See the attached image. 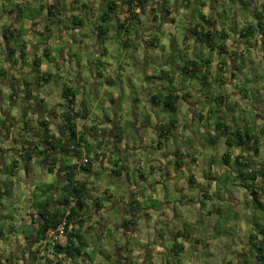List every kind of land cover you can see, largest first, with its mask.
Here are the masks:
<instances>
[{
	"label": "rangeland",
	"instance_id": "374dc122",
	"mask_svg": "<svg viewBox=\"0 0 264 264\" xmlns=\"http://www.w3.org/2000/svg\"><path fill=\"white\" fill-rule=\"evenodd\" d=\"M0 1V5L4 8L7 6L8 8L13 9L16 8L15 6L18 3L23 1L29 2L30 6L23 9V12L20 14L21 21H24L23 19L27 18V20L32 22L33 26L34 21L32 18H36L37 21H35V23H37V25L40 24L41 28L46 24V19L45 21L41 20L42 17L45 16V12H43V16H41L36 4L31 3L30 0ZM43 1L46 2V0ZM246 1L251 3L250 9L247 11H242L240 9L241 7L238 5V0H218V7L212 8L215 9L214 15L216 19L209 22L210 25H212L213 22H216V29L218 30V33L224 31L229 35V37L224 40V43L230 52L234 50L238 54H242L241 60H243L244 69L242 72L236 73L237 76L235 80L230 77L229 59H227V66L223 76L227 80H230V84L227 83L223 85L222 88L216 84H213L211 91H209V87H205L207 88L205 89L203 85H200L198 79L188 80V82H185L183 78L180 77L172 83L167 82L166 79L159 80L160 83L166 86L168 90L178 89L179 95L184 92H188L190 94V98L186 100V102H189L190 104L188 108L184 102H181V107L184 108V111L181 114L157 111V117L160 119V122L163 123L164 121L176 120L177 123H179V132L169 136L168 140H162L157 136H152L151 131L148 128L140 129V123L138 127L135 129L132 127L131 129L130 127L132 126V122L134 124L136 123V119L133 116L134 112L132 107L139 109L138 111L140 112L142 122H148L149 119L146 115L147 108L144 107L145 104L141 99L143 89H145L147 86V82L144 80L146 73L145 70H153L155 72V76L159 78L161 76V70L158 63H166L167 69L170 70L172 66L171 63L173 62H170L169 60H171L175 54L181 56V61L193 59V57H190V53L182 50V39H184V36L187 34L186 30L190 28V25L193 27H202L204 30L206 28L204 27L205 20L200 19V15L203 14L205 17H207L208 14L202 7H197L195 5L197 0H193V5H191L188 10H184L179 7L181 5V0H169V8L172 12L170 18L159 11L161 10L162 3H164L165 0H156L155 2H152L153 4L151 5L156 8V28L153 29L152 26L150 27V24L145 22L146 26H144V30L141 28V32L143 34L148 32L145 36H156L159 40L158 49L152 50L153 54L159 57L151 58V60L155 62L154 65L150 63L146 66V68L141 66L144 64L146 57L144 54V49L140 50L144 45L142 46L140 42H134L135 40L130 44L133 47L129 49L123 48L119 40H106L104 45L101 47V49L105 48L106 50V54L102 57H100V53L92 52V46L89 47L88 45L86 48L79 49L75 43L70 45L69 43L71 40H67L63 43L64 46L55 44L54 52L58 56L60 52H66V68L77 67V65L80 64L82 65V54L85 57V64L80 66L78 69L71 68L76 71L73 75V80H70L71 76L68 72L64 73L62 70L61 74L58 75V79H56L55 82L50 83L48 87H45L44 89L42 87L39 93L46 99L47 107L49 108V106L56 105L55 107L53 106V109L54 111H57V105L62 103L61 91L64 83L76 87L75 78L77 77V73L81 70H86L87 74L91 75V80L90 82H87L88 87H85L91 88L92 90L89 92V99L86 102L91 106V108L94 106L95 102L97 105H99L97 109L102 110V107L98 102L99 99L95 97L93 92L95 91L93 80L97 79L98 77L104 78L107 73L106 69H108V67H118V69H120L119 71L114 72L115 77L117 75L119 81L117 87L111 88V92L114 91L119 95L120 105L114 108V111L119 117L118 120H120L123 125H127L126 127L129 128L127 133H130L129 138H131V142L129 148L125 147L128 144L127 140L125 139L123 141V147L120 150L121 154H116V157L112 156V158H119V156L129 157L127 164L131 165V162L134 163L133 166L127 167V170L130 173L129 183L135 184L136 187L142 188L147 192H138L140 191L139 189L136 191L138 194H142L144 196L146 195V201L143 199L141 202H138L139 206H141V210H149V213H147L148 217H142L143 220H141L140 217L136 220V224L141 220L140 223L143 224L144 228V224L147 221L149 222L148 226H150V229L153 231H163L164 233L170 232L173 230V228L175 230L184 228L190 231L191 234L188 240L183 241L182 238H178V242L186 246L184 255L181 257V259H189V255L192 258V260H189V262L184 261L183 264H237L238 258H240V252L244 250L243 248H245V250H248L249 248L248 242L250 231H252L255 220L259 217V213L254 211L252 209V205L249 203L250 200L247 191L240 186L238 187L235 185V182H233L231 178L233 172L228 169L229 172L224 171L221 173V170L224 166L221 157L226 152L224 147V139L220 138L213 145H208L206 142L207 133L212 132V125L215 120L212 116H207V110H214L215 108L212 109L211 107L215 106L211 103L203 107L196 102V99L201 94L199 93L200 91H203L205 95L209 96H213L214 92L224 95L225 102L221 106V111L223 112V116L227 117V121H234L232 123H237L243 126L245 123H247V129L251 126L249 131L252 129V133L256 132L258 133L256 136L260 135L259 137H261L260 131L264 130V38L261 39V36H256L257 38L254 37L253 40L251 39L250 44H246L245 40V44H242L240 37L238 38L237 35L239 29H241L247 22L253 20V14L262 11L264 0ZM198 2L208 5L210 4V0H198ZM166 5L168 6V4ZM121 9L122 8H119L120 12ZM67 11L70 13L69 7L67 8ZM0 13H2V9H0ZM85 13H87V15L89 14L88 12ZM146 17L152 19V13H146L143 18ZM86 20V16H84L85 22H83V24L85 25L82 26V30H79L76 34H74L75 37L77 36L76 38H78L77 41L88 36V38L93 39L90 24L95 21V18H91L89 16V23ZM69 27L70 25L68 24L67 28ZM36 29H39V27H35L33 32L32 28L29 27L28 31L33 34H37ZM139 29L140 28L136 26V30ZM71 32L72 29L68 31V35L71 34ZM83 32L85 36L84 34L82 35ZM121 32L123 33V31ZM25 33L26 32L24 30H20V34L23 36H28L27 33ZM55 33L58 35L57 31ZM35 40L37 41L36 38ZM174 41L179 47V49L176 48L177 53H174V47L172 46ZM190 41L191 45L194 46L191 48V52H200L203 56L210 57L212 59L213 63L211 64L210 68H208V71L211 73L209 82L212 83V77H214L213 75L216 73V67L219 66L217 63L218 55L215 51L211 52L202 48L201 46L198 47L197 38L195 35L193 38H190ZM137 50H140L141 54L139 57H134V53ZM228 56L230 55L226 54V57ZM136 57L140 58V62L142 63L141 65L135 64ZM195 58L196 60L201 59L198 57ZM175 67L177 66L175 65ZM243 90H246L249 93L247 99H244L242 95L238 94L239 91L243 92ZM153 91L160 92L157 88H154ZM6 100L8 99L5 97L4 101ZM146 103L147 106L150 104L148 101H146ZM0 108H3L2 114L8 116L9 120L15 125L12 130H9L8 133H6L4 130L1 134L0 146L3 148V150H5V153H3L2 156L0 151V156L3 157V161L8 160L9 162L12 158L19 160V153H21L20 144L22 141H24L25 137L31 138V136L29 132L22 133L20 130V127L23 123L20 112L17 110L20 109V106L19 108L18 106H15L14 108L12 106L5 107L4 104L0 102ZM194 108L197 113L193 118L191 117V113L194 114ZM255 111L258 112L257 115H259H256V118H258L256 121V126L254 124ZM105 112L110 114V117H113L112 111L110 112V110H105ZM43 114H47L49 117H52V113L50 111L45 110L43 112L42 110L38 109L37 113L33 114V120L41 117ZM199 114H201V120L199 119ZM188 116L190 118H188ZM231 116H233L234 119ZM0 118L3 119L1 115ZM92 118L95 117L93 116ZM57 124V120H51V128L54 133H57ZM84 125L86 124L79 123L78 129L82 131ZM86 128H89V126L87 125ZM198 132L200 133L198 138L199 142L197 143L196 135ZM91 134H93V132ZM152 137H154L156 142H162L161 149L164 152H166L167 149L173 151L175 149L182 150L187 148L190 154L195 153L196 165L189 164L190 168H188V170L186 169L185 173H176V176L179 177V179H183L182 184H180V181L177 179V177L167 180L165 169L169 166L171 169H173V159L169 158L171 153H169V155L166 156V160L163 161L161 156L162 152L158 148H155V150L151 151V148L149 147L152 145ZM100 139L101 137L99 135L90 136L86 144L83 145L84 154H88L89 157L92 158L95 153L92 152V148L95 147L96 142H100ZM258 141L259 149L261 145V151L260 156L258 155L256 159L257 164H264V137H262V141H260L258 138ZM140 145H143V148L141 150H137L136 147ZM192 146L194 147V150H191ZM105 147H108V149L110 148L108 144L104 143L100 150L106 154V158H110L111 154L109 153L108 149H105ZM228 151L231 153V155L237 152L235 150ZM146 158L153 161L152 164L155 167L154 171L150 170L149 166H147L149 161L146 162ZM100 160L101 157L99 158V161ZM0 162H2L1 158ZM81 162H83V160ZM98 163L99 162L95 161L92 162L91 173L89 175L85 176L83 174H78L77 177L79 180H84L91 184L89 190L91 194L90 197H94V195L97 196L99 195V191L107 189L100 195L108 197L109 194L112 193V197L116 201L121 199H126L129 201L131 198L129 184L123 182V179L118 180L115 177L107 175L102 166H99ZM21 165L24 166L25 169H23ZM137 165L140 167V169L137 168ZM20 168L21 170L16 175V177L11 178L14 184L11 196L3 198L2 200L0 199V203H3L4 206H7L5 209L8 218H5L6 222L3 221L5 229L8 225L7 222H12L14 224L13 226L16 228L15 230H17L14 234L9 231L6 232L5 239H2L3 246L0 244L2 247L0 250V253L2 254V257L0 258V264H13L14 262L17 264H47L44 257H48L53 262L56 260L58 261V259H55L52 255L43 256L44 252L42 250L39 251L36 248L37 245L32 241V236L34 233L33 230L35 228L32 220L35 216L34 207H36L33 205V203H36V195L38 193L35 188L38 187L39 189L43 190L45 189V185L43 184L48 185L54 183L55 185L50 188L49 191L50 193L54 194V198H57L59 190H57L56 187L58 185L60 186V174L47 173V171L44 169L45 167L43 163L37 160L31 161L28 164L20 163ZM210 168H212L215 172V175H217L216 178L211 179H214L215 184L214 182L208 180L210 178L206 175L208 171H210ZM192 174L196 182H202L204 185H201V187L197 185L195 188L191 189L188 188L186 184L188 179L186 176H191ZM202 177H205V179ZM212 185L213 194L210 193L211 187L207 188L208 186ZM154 189H156L155 192H153ZM200 189L205 190L208 198L204 199L199 197ZM105 192L106 195H104ZM108 202L109 200H103L104 206L107 208V210H109L106 212L105 217L108 215L111 217L109 220L110 224L112 223L111 221L118 222L119 213L116 212L112 206H110L111 204L108 205ZM9 216L10 218H13L11 221ZM256 221L262 223L259 220ZM91 225L93 226V224ZM103 228L104 229L101 233H96V225L94 230L88 234L91 235V238L93 237L94 240H89V237L87 236V242L89 241L87 248H85L87 255L83 256L86 261L90 260L91 262L94 261L100 264H104V262L107 263V260L104 259L103 255H99V250H101L103 253H108L109 256L114 254L112 257L114 259L116 257L120 259L122 261L121 264H147L148 259L143 261V258L146 256L143 250L141 251L142 248L146 249L147 247L152 248L151 250L153 251L149 252L147 258L150 259V256L152 255V260H154V262L163 264V259L167 258L164 257L166 251L160 249V247L158 248V246H156V248L155 245L153 246L151 243L153 239H156V236L153 234L145 235L140 231L136 234L138 237L134 238V234L122 235L114 227L109 229L103 226ZM252 234H254V230L252 231ZM196 237L198 239L201 237V240L212 239L216 245L210 242L211 246L209 248H200L199 251L196 250V256H193L191 255L192 249L190 243L192 244L191 238ZM142 239H144V242L147 240L146 243H144ZM140 242L144 243L145 246L141 245ZM65 243L66 239L63 237L60 244L64 245ZM113 243H115V245L122 244L121 247H115L116 253L114 252V248L111 247ZM172 244L173 243L166 241L164 245L171 249ZM123 245L124 249H126V251L128 250V253L123 251ZM194 246L195 245H193V248H195ZM117 248H119V251H117ZM36 250L39 251L38 254H34ZM121 253H125L128 255V257H125L122 260L121 257L124 254L121 255Z\"/></svg>",
	"mask_w": 264,
	"mask_h": 264
},
{
	"label": "trees",
	"instance_id": "16d2710c",
	"mask_svg": "<svg viewBox=\"0 0 264 264\" xmlns=\"http://www.w3.org/2000/svg\"><path fill=\"white\" fill-rule=\"evenodd\" d=\"M65 1L66 0H50L49 2H45L43 0H30L31 3L38 2L37 8L40 13L45 12V16L42 18L44 21L46 19L44 29L47 33H49L48 27L50 25L55 26L56 29H60L63 26L67 12L64 5ZM149 1L150 0H105L102 11H99L95 21L90 24L92 26L91 33L95 34L97 46L102 47L104 45V42L109 39L108 32L114 28L116 35H113L112 38L119 40L123 48H130L131 43H129L127 36L131 33V30H135V27L141 24L140 17L146 13V5ZM238 1L243 8L246 9V2H243V0ZM167 2L168 1L165 0V2L162 3L161 10L159 11L169 17L170 10L166 5ZM71 3L72 5L79 4L78 0H72ZM28 6H30L29 2L18 4L14 9L16 17L9 25L3 27L0 31L4 39L8 59L13 63H15L12 60L15 55V49L11 47V45L16 37L15 31L12 29V24L19 22L21 19L20 14L23 12V9ZM121 7H126V12L128 14L123 20L119 19L116 14ZM75 8H77V6ZM78 8L83 9L82 11L84 12L68 16V23L72 30L84 25V16L87 15L85 12H92L91 9L89 10L84 4L79 5ZM12 12L13 10L11 13ZM151 13L153 19H156L154 9H151ZM252 16L253 20L245 24L238 31V38L245 39L247 42L259 34L264 38V5H262V11ZM200 17L204 19L203 16ZM197 29L198 26H195L193 30L190 28V33L196 36L199 46L211 52L215 51L220 58L217 62L219 66L216 69V74L213 77L212 83L222 86L224 84L222 73L227 66V59H229V57H226V54L229 53L232 56V69L236 71H242L244 69L243 60L237 57L239 55L237 52L234 50L230 52L228 50V47L224 43V40L229 37L227 33L224 31L218 33V31L204 30L201 27L200 31ZM121 31H123V35ZM154 42L155 40L153 39L152 42L148 44L154 47ZM19 54L22 59L23 52L20 51ZM44 54H47L46 50ZM195 57H193V59L183 60V65L180 68L181 78H183L185 82L198 79L200 85H203L204 88L208 87L210 74L206 68L212 60L210 57H202L203 59L198 57L201 59L196 60ZM32 65L35 76L30 84L24 81V84L20 85L21 83L15 81L13 76L9 82L8 100L11 106L20 102V116L23 119L20 130L22 133L29 132L31 138L25 137L24 141L21 142L19 160L16 158L12 159V161L6 165L4 172L7 177L13 178L21 170L20 163L28 164L31 161L37 160L43 163L47 173L60 174V186L58 185L56 187L57 190H59L57 198H54V194L49 191L50 188L55 185L54 183L48 185L43 184L45 185V189L43 190L38 187L35 188L38 193L36 195V203H33V205L36 206L34 207L36 216L32 220V223L35 225L32 241L37 245L36 248L39 251L42 250L44 252L43 256L52 255L58 259V264H68L79 259L81 256L87 255L85 248H87L88 245L80 230L86 225V222L91 219L90 215L86 216V212L89 209L88 201L91 200L90 206L92 210L98 212V209L103 206L101 201L110 198L105 196L102 198L100 197V199L91 198L89 192L91 184L77 178L78 174L87 176L91 173L93 161L99 162L100 164L104 163L102 159L105 158V154L103 152L96 153L94 148L100 150L105 140L102 139V141L100 140V142L95 143V147L92 148V152H95L92 158L89 157L88 154H84L83 145L86 144L90 136H96L98 134L96 124L98 125L101 121L96 120V118H90V110L88 108H82L81 110L75 109L76 94L73 88L68 84H64L62 88L61 98L63 102L58 104V110H50L52 117L43 114L41 117L33 120V114L37 113L38 109L44 110L43 99H39L33 94L35 91L34 86H36L37 89H41L43 85L49 83L51 78L39 70L37 59L33 60ZM202 68H204V70ZM162 75L163 77H159V79L166 78L171 82L172 77L170 76V72H162ZM235 76L234 73H231V77L235 78ZM2 78H4V76H2ZM107 84L110 85V82L107 81ZM238 94L242 95L244 99H247L249 93L243 90V92L239 91ZM189 97L190 94L187 92L178 95L175 91H169L166 94H150L147 97V101L153 107L159 108L162 112L177 114L180 109L181 101H185L186 98ZM222 100L223 97L221 94L217 96L203 94L200 101L202 105L212 103L216 107H219L223 105ZM222 113V111H219V108L209 110L210 116L215 120L212 125V132L207 133L206 142L208 145H213L220 138L224 139L226 152L221 157L222 163L227 167L226 171L229 169L233 172L231 178L233 182H235V185L247 191L252 209L258 212L259 217L262 219V223L256 221L259 219L257 218L253 224L254 234L251 233L249 236L248 244H250V246L248 250L240 254V264H264V203L261 200L262 197H264V170L258 168L259 166L261 168L264 166L263 164H256L254 159L259 154V141L255 133H252V129L249 131L251 126L247 129V123L243 126L232 123L234 121H227V117L223 116ZM231 117L234 119L233 116ZM199 119L201 120V116ZM51 120L58 121L57 133L52 131ZM88 120L92 121V125L89 128L83 126L82 131H80L78 129L79 121L84 122ZM0 121L1 125L3 120L0 119ZM8 123L9 124L3 126L6 133L9 132L10 128L14 127V124L10 122V120ZM177 127L175 120L160 123L156 132L157 137L168 140L169 136L177 133ZM115 129L114 139L117 144L122 141V134L124 131L118 125H115ZM92 132L93 134H91ZM116 150L119 152L118 149ZM228 150H235L237 152L231 155ZM1 152L5 153V150L1 149ZM100 157L101 160L99 161ZM174 157L176 158L174 164L175 171L181 170V168L184 167V163L182 162L183 159L189 158L192 162L196 160L194 157L189 156V154H182L178 149H175ZM82 160L83 162H81ZM116 163V169L112 170V175L114 177H120L122 166ZM7 177L6 180H0L1 200L3 197H9L13 188L12 180ZM189 182L191 185H195V180L193 178H191ZM104 195H106V192ZM204 197L206 198V196ZM139 210V203L135 200L129 201L127 207L124 208L123 212L125 217L121 222V227L125 232H129L135 227L136 220L140 217ZM61 224L64 226L63 233L66 238V243L64 245L49 243L47 240L48 231L51 230L56 232ZM9 227L12 234L17 231L12 224H10ZM88 230H94V227H89ZM88 230L86 229L85 231L88 232ZM101 232L102 229L97 227L96 233ZM189 234L190 231L182 228L173 238H182L183 241H185L188 240ZM2 236L3 232L0 229V238ZM38 250H36L34 254H38ZM170 250L172 256L176 259V264H180L178 258L184 250V244L174 242ZM125 257L128 256H122V260ZM44 259L47 264L52 263L48 257H44ZM115 261L116 264L122 263L121 260ZM13 264L17 263L14 262Z\"/></svg>",
	"mask_w": 264,
	"mask_h": 264
},
{
	"label": "crops",
	"instance_id": "0c3cea01",
	"mask_svg": "<svg viewBox=\"0 0 264 264\" xmlns=\"http://www.w3.org/2000/svg\"><path fill=\"white\" fill-rule=\"evenodd\" d=\"M49 1L50 0H46V2H49ZM71 1L72 0H66L65 3H64L65 10L67 11V8L69 7L70 13H68V11L66 12V16H65L64 22H63V26L60 29H55V26H51L50 25L48 27L49 33H47L45 31V29H44V26L41 28L40 27V24H38L39 25L38 26L37 23H35V21H37L36 18H32V20L34 21L33 26H32V22H30L29 20H27V18L26 19H23L24 21H21V19H20L18 23L12 24V29H14V31H15V37H16V39L13 41V43L11 45V47H13L15 49V55L12 58V60L15 63L9 61V59H8V53H7V50L5 49L4 39H3L2 35L0 34V64H1V66H0V102L2 104H4L5 107L11 106L9 100L4 101L5 97L8 99V94H9V87L8 86H9V82L11 80V77L13 76V78H14L15 81H18L19 83H21L20 85L24 84V81L30 84L34 80V76H35L34 71H33V65H32L33 60H35V59L38 60L39 70L41 72L47 74V76H50V78H51L50 81H49V83L43 85V89L45 87H48L50 85V83L55 82V80L58 79V75L61 74L62 70L64 71V73H67L68 72L69 75L71 76L70 80H73V78H74L73 75L75 74L76 71L74 69H71V68L78 69L80 66H83L85 64V61H84L85 60V57L82 54V59H81L82 65L80 64V65H77V67L66 68V66H65V63H66V52L65 51H62V52H60V54L58 56L54 52L55 44H60V45H63L64 46V44H63L64 42H66L67 40H71V42L69 44L71 45L72 43H75L79 49L86 48L89 45V47H91V46L93 47V51L92 52L100 53V57H102V56H104L106 54L105 48L101 49V47H98L97 46L96 37H95V34H93V33H91L93 35V39L92 38L91 39L88 38L89 37L88 36L86 38H81L79 41H77L78 38H76L77 36L75 37L74 34H76L79 30H82V25L80 27H78L77 29L72 30L71 34H69V35H68V31H70L71 28L70 29L67 28V25L69 24L68 23V16H70V15H76V14H80L81 12H84V11H82L83 9L78 8L79 5L84 4L85 6H87V8L89 10L91 9L92 12H88L89 14L86 15V19H87L86 21H88V23H89V20H88L89 16L91 18H95L96 19V17L98 16L99 11H102V9H103V6L105 4V0H78V3H79L78 5H72ZM155 1L156 0H150L149 3H147V5H146V9H147L146 13L151 12V9H154V11H156V8H154L151 5V4H153L152 2H155ZM167 1H168L167 2V4H168L167 7L169 8L170 2H169V0H167ZM217 1L218 0H210V4L208 5V4H204V3H199L198 0H197V3L195 4L197 7H202L206 11V13L208 14L207 17H205L203 14L200 15V16H203V18H204L203 20H205V26H204V27H206L205 30L213 31V28H214V31H218L216 29L217 28L216 27V22H213L212 25H210V23H209L212 20L216 19L215 18V15H214L215 9H212V8L213 7H218L219 2H217ZM243 2H246V4H247L246 5V9L243 8V6L241 5V3L238 1V5L241 7L240 9L242 11H247L248 9H250L251 3L248 2V1H246V0H243ZM22 3H27V2L23 1V2L18 3V4H22ZM0 4H1V1H0ZM35 4L38 7V2H35ZM191 5H193V0H181V5L179 7H181L184 10L185 9L188 10V8ZM76 6H77V8H75ZM173 7H174V5H173ZM121 8H122L121 9V12L118 9V11L116 12V14H117V16H118L119 19H122L123 20L125 17L128 16V14L126 12V7H121ZM0 9H2V13H0V31H1L3 27H5V26H7V25H9L11 23L10 21H12L16 17V14H15V10H14L15 8L14 9L13 8H8L7 6H6V8H4L3 6L0 5ZM12 10H13V12L11 13ZM169 10H170V15H169V18H170L172 12H171V9L170 8H169ZM75 11H77V12H75ZM40 14H41V16H43L42 15L43 13H40ZM144 15H141V17H140L141 24L138 25V27L140 29L139 30H136V27H135V30H131V33L127 37L129 39V43H132V41L135 40L134 42H140L142 44V46L144 45L140 49V50L144 49V54L146 55L144 64H142L140 62V58H137L141 54L140 50H137L134 53V57L137 56L135 58V64L136 65H141L142 64L141 66H143V68H146V66L148 64H150V63H152L153 65L155 64V62L153 60H151V58H155V57H158V56H155L153 54L152 50H155V49L157 50L158 49V47H159V40L157 39L156 36H152V35H150L148 37L145 36L148 32H146L145 34H143L141 32V28L143 29L144 26H146V23L150 24V27L152 26L153 29L156 28V19L152 20L153 17H152V19H149L148 17L143 18ZM43 18L41 19L42 21L44 20ZM115 22H114V24H115ZM151 24H153V25H151ZM29 27L32 28V31L33 32H34V28L35 27H37V28L39 27V29H36V33L37 34H33L30 31H28V28ZM189 27L192 30L194 28L192 25H190ZM190 28L186 30V33L187 34L184 36V39H182V44H183L182 50L183 51H186L187 53H190V57L198 56V57H201V58L202 57L205 58L206 56H203L200 52H197V53L191 52L192 51L191 48H193L194 46L191 45V41L192 40L190 41V38H193L194 35L192 33H190ZM91 29H92V26H91ZM20 30L21 31L24 30L27 33L28 36H23L22 34H20ZM197 30L200 31V27H198ZM56 31L58 32V35L55 33ZM83 34H84V32L82 33V35ZM113 35H116V32L114 31V28H112L108 32V37H109L108 40H113V38H112ZM122 35H123V33H122ZM84 36H85V34H84ZM257 36L260 37L261 34H259ZM35 38L37 39V41L35 40ZM153 39L155 40V42H154L155 44L153 43L154 44V47H152L151 45L148 44L149 42H152ZM261 39H263V38L261 37ZM244 40L245 39H241L242 44H245V42H246V44H250V41L251 40L249 42H247L246 40L244 42ZM252 40H253V38H252ZM197 44H198V42H197ZM172 46L174 47V53H177L176 48L179 49V47L177 46V43L175 41L173 42V45ZM132 47L133 46L131 45L130 48H132ZM198 47H199V44H198ZM45 50L47 51V54L46 55L44 54V51ZM20 51L23 52V58L22 59L20 58V54H19ZM152 55H154V56H152ZM230 56H228L229 57V61H230V63H229V65H230V77H231V73H234L237 76L236 73H239V72H242V71H236V70L232 69L233 61L231 60V57ZM237 57L239 59H242V54H239ZM219 59L220 58L218 57V60ZM175 60H176V62H175ZM169 61L170 62L171 61L173 62V63H171L172 64V66H171L172 69L170 68V70L167 69V64L166 63L161 62V63H158V64H159V68L161 70V76L160 77H163L162 72H170V76L172 77L171 82H170V80L168 81V79H166V78H164V79H166L167 82L172 83L173 81L177 80V78L179 79L181 77V75H180L181 74L180 73V68L183 65V61H181V56L178 55V54L177 55L175 54L171 58V60H169ZM174 63H175V65L177 67H175ZM212 63L213 62L211 61V63H209L207 65V68L206 69L210 68V66H211ZM168 67H169V65H168ZM202 69L204 70V68H202ZM216 69H217V67H216ZM225 69H226V67H225ZM225 69L223 70L222 76L225 73ZM119 70L120 69H118V67L117 68L108 67V69H106V72L107 73H106V75H105L104 78L103 77H98L97 79H94L93 80L94 86H95L94 87L95 91H93V92H94L95 97L99 99L98 102L100 103V106L102 107V110H98L97 109L98 106H99V105H97V103L94 102V106L91 108V106L86 102L89 99V92L92 91L91 88H87L88 87L87 82H90L91 75L87 74V71L86 70H81L80 72L77 73V77L75 78L76 87H74V86H72L70 84L69 85L73 88V91L76 94L75 95V109L76 110H81L82 108H88L90 110L89 117L91 118V117L94 116L96 118V120L101 121L98 125L96 124V127L98 129V132H97L98 134L97 135H99L101 137L100 140H102V139L105 140V141H103V144L106 143V144H108L110 146L109 149H108V147H105V149H108L109 153L111 154V157L110 158H106V154L103 151H101L99 149L97 150V148H94L96 153L103 152L105 154V158L102 159L104 163L103 164L98 163L99 166H102V168L104 169L105 173L107 175H110L111 177H114L112 175V172H113L112 170L113 169H116L115 163L117 162L116 164H119V166H122L121 167L122 172L120 174V177H115V178H117L118 180L119 179H123L122 180L123 182L129 184V186H130L129 190L131 192L130 193L131 198H130L129 201L135 200L137 202H141V200H143V199L145 201L147 200L146 199V195L144 196L142 194H138V192H141V191L142 192H146V191L144 189H142V188L136 187L135 184L129 183V175H130V173L127 170V167L133 166L134 163L131 162V165H128L127 164L128 163L127 160H128L129 157H127V156H122L124 158H122L121 156H119V158H112V156L116 157V154L117 155L118 154H121L120 153V150L123 147V141L125 139L127 140V143H128L127 146H125V147H128L129 148L130 142H131L130 141L131 138H129V134L130 133H127V131L129 130V128L126 127L127 125H123L120 122V120H118L119 117L117 116V114L114 111V108H116V107H118L120 105V102H119L120 99H119L118 93H115L114 91L111 92V90H112L111 88L117 87V85H118L119 78H118L117 75L115 77L114 72H117ZM145 71H146V73H145L144 80L147 82L146 83L147 86H146L145 89H143L141 99H142V101L145 104L144 107L147 108L146 115H147L149 121L148 122H146V121H143L142 122L141 121L140 112L138 111L139 109H137V108L135 109L134 107H132L133 108V112H134V115L133 116L136 119V121H135L136 123L134 124L132 122V126L130 128L132 129V127H133V129H135L136 127H138V125L140 123V126H139L140 129H142V128H148V129H150L152 136H157V133L156 132H157L158 125L160 123H162V122H160V119H158V117H157V113H158L157 111L161 112V110L159 108L153 107L151 104H149L147 106V103H146L147 97L150 94H157V93L166 94L169 91H175L178 94V91L179 90L178 89H176V90L175 89L168 90L166 88V86H164V85H162L160 83L159 80H162V79L157 78L155 76V72L153 70L146 69ZM209 74H210V78H211V73L209 72ZM2 76H4V78H2ZM213 76H215V75H213ZM236 76H235V78H233V77H231V78L233 80H235L236 79ZM223 78H224V76H223ZM212 79H213V77H212ZM233 80H232V82H233ZM107 81L110 82V85L107 84ZM209 81H210V79L208 80V82ZM227 83L230 84V80H227L226 78H224V84L223 85H225ZM64 84H67V83H64ZM213 84H216V83H210L209 82V86H208L209 87L208 89H210L209 91H211ZM216 85L219 86V87H221V88L223 86V85L220 86L218 84H216ZM85 86H87V87H85ZM34 88H35V91H34L33 94H35L36 97H38L39 99H43V105L45 104L44 105V110H42V111L44 112L45 110H47V111L52 110L56 105L55 106L53 105L54 107L53 106H49V108H48L47 105H46V99L41 94H39L41 89H37L36 86H34ZM154 88L159 89L160 92H154L153 91ZM205 89H207V88H205ZM184 93H182V94H184ZM199 93H201V94L196 99V102L199 105L203 106V107L207 106L208 104L202 105L201 104V101H200L202 95L204 94L203 91H200ZM217 95H219V94H217L216 92H214V95L213 96H217ZM221 96L223 97L222 102L224 104V102H225L224 95H221ZM187 99L188 98H186V100ZM186 100L185 101H181V102H184L185 105H186V107L188 108L190 104H189V102H186ZM15 106H18V108H19L20 102H18L17 104H15L12 107L14 108ZM211 108L212 109L219 108V111H221V106H219V107H216L215 106V107H211ZM2 110H3V108H0V115L3 118L2 119L3 120V123H2L1 128H0L1 129V132H0V140H1V134L4 131L3 126L5 124L6 125L9 124V123H7V122H9V118H8V116H5V115L2 114ZM17 110L19 112H21L20 109H17ZM105 110H108V111L110 110V112L112 111L113 117H110L109 116L110 114H107L105 112ZM193 110H194V114L191 113V117L194 118L197 112H196L195 108ZM183 111H184V108L181 107V103H180V109H179V112L178 113L181 114ZM257 113L258 112L255 111V115H254L255 116V118H254L255 119V123H254L255 126H256V121L258 120V118H256ZM200 116H201V114H199V118H200ZM207 116H210L209 109L207 110ZM257 116H259V115H257ZM188 118H190V117L188 116ZM10 122H12V121H10ZM166 122L167 121H164L163 123H166ZM79 123H82V124L85 123L86 125H84V126H86V127H87V125L89 127L92 125V121H90V120L84 121V122L79 121ZM79 123H78V126H79ZM176 123H177V121H176ZM115 125H118L124 131L123 134H122V141L120 143H117V144H116L115 139H114V133L116 132ZM178 125H179V123H177V126ZM10 130H12V128H10ZM178 132H179V128L177 127V133ZM199 133L200 132H198L197 135H196V137H197L196 142L197 143L199 142V140H198ZM257 134L258 133L255 132V135H257ZM260 134H261V137H259L260 135H258L256 137L259 138L260 141H262V137H264V130L263 131L261 130L260 131ZM159 139H161V138H159ZM162 140H164V139H162ZM161 143L162 142H156V140L154 139V137H152V145L149 148H151V151L155 150V148H158L162 152V155L161 156H162V160L163 161L166 160V156L169 155V153H171V156H169V158H172L173 159V169H171L170 166L167 167L166 169L164 168L166 170L165 175L167 176L166 177L167 180H169L171 178H176L177 177L176 176L177 175L176 173H180V172L185 173V170L186 169L188 170V168H190L189 167V164L190 165L191 164L194 165L196 163V160L194 162H192L191 159H189V158L183 159L182 162L184 163V167H182L181 170L175 171V169H174V164H175V161H176V158L174 157V151L175 150L170 151V150L167 149L166 152H164L161 149ZM136 148H137V150H141L143 148V145H140V146H138ZM191 148H192L191 150H194V147L193 146ZM1 149H3V148L0 146V151H1ZM116 149H118L119 152H117ZM260 149H261V145H260ZM260 149H259V154H258L259 156H260V151H261ZM178 150L182 154H185V155H188L189 154V156H192V157L195 158V153L194 154H190V152L187 150V148H184L182 150L178 149ZM184 151H186V152H184ZM2 156H3V153H2ZM0 158L2 159V162H0V176L2 178L0 177L1 178L0 180H3V179H5V177H7L6 174H5V172H4L5 171V167H6V165H8L9 162L12 161L13 158L9 162H8V160L3 161V157H1V156H0ZM256 159H257V157L255 158V162L257 164V160ZM148 161H149V163H147L148 164L147 166H149L150 170L154 171L155 170V167L152 164L153 161L152 160H148V158H146V162H148ZM263 166H264V164H263ZM22 168L25 169L24 166H22ZM137 168L140 169V167L138 165H137ZM226 168L227 167L223 166V168L221 170L222 171L221 173H223L224 171H226L227 170ZM258 168H260V166ZM260 169H263L264 170V167H262ZM141 171H142V169H141ZM206 175L210 178L208 180L214 182V184H215L214 179L213 180H211V179L212 178H216L217 175H215V172H214V170L212 168H210V171H208V173ZM14 177H16V176H14ZM186 177L188 179V182H186V184H187L188 188H190V189L191 188H195L197 185H199L200 187H201V185H204L202 182L201 183L199 181L196 182L193 174L191 176H186ZM191 178H193L195 180V185H191L190 184L189 180ZM202 178L205 179V177H202ZM8 179H11V177H9ZM177 179H179V177H177ZM197 179H198V175H197ZM182 180L183 179H179L180 184L183 183ZM209 187H211V192L210 193L213 194L212 193L213 192V190H212L213 185L212 186H208L207 188H209ZM13 188H14V184H13ZM94 189H95V187H94ZM138 189L140 191L136 192ZM96 190H98V189H96ZM106 190L107 189L101 190V191L98 192V194L100 195V194H102ZM155 191H156V189H154L153 192H155ZM99 195H97V196L94 195V197H91V198H99L100 199V197L101 198L104 197V196H101V195L99 196ZM140 195L143 196V197H141ZM10 196H11V194H10ZM204 196H206V198H208V196L205 193V190L202 189V191H201V189H200V195H199V197L205 199ZM3 198H7V197H3ZM108 198H109L108 199L109 202L107 204L108 205L111 204L110 206H112L113 209L116 212L119 213V215H118L119 216L118 217L119 220H118V222L111 221L112 223L110 224V221L109 220H110L111 217L109 215L107 217H105L106 216V212L109 211V210H107V208L104 206V203H102L103 201H101V204H103V206H101V208L98 209V212H94L92 210V208L90 206L91 200L88 201L89 209L86 212V216L87 215H90L91 216V219H89L86 222V225L83 228H81V230H80V232L83 234L84 238L86 239V242H87V236L89 237V240H92V241L94 240L93 237L91 238V235H88L92 231V230H88L89 227L92 226L91 224H93L94 227L97 225V227L99 229H102V231L104 229L103 226H105V227H107L109 229H111L112 227H114L122 235H125V234H134L133 235L134 238L138 237V235H136V234H137V232H140L141 231L142 234H145V235L146 234H148V235H152L153 234V235L156 236V239H153L151 241V243L153 244V246L154 245H155V247L158 246V248L160 247V249H163L164 251H166L164 257H167V258L166 259H163V261H164L163 264H176V259L172 256L171 250L166 245H164V244H165L166 241H168L169 243H174V242L177 243L178 242L177 237L175 239V238H173V236L176 233L178 234V232L181 231L182 229L175 230L173 228V230H171L168 233H164L163 231H157V230L153 231L152 229H150V226H148V223L149 222H147V221L144 224L145 227L143 228V224H141L140 222H141V220H143L142 217L143 218H147L148 217V214L147 213H149V210H145V209L144 210H141V206H140L139 215L141 217V220L138 221L137 224H135V227H133L131 229V231L125 232L124 229L121 227L122 226L121 225V222H122L123 218L125 217L124 212H123L124 211V208L127 207L129 201H127L126 199H121V200L116 201V200L113 199L112 193L109 194ZM263 198L264 197H262L261 200L264 203ZM6 207L7 206H4L3 203H0V221H1L0 222V229L3 232V236L0 238V244H2V246H3L2 239L3 240L5 239L6 232H8V231L11 232L9 225L10 224L14 225L12 222H7L8 223L7 228H6L7 230L5 229V225H3V221L6 222L5 218L6 219L8 218V215H7V212H6V209H5ZM34 215L36 216L35 213H34ZM167 218H168V216H167ZM258 218H259L258 219L259 221H262V219L260 217H258ZM9 219L11 221L13 218L12 217L11 218L9 217ZM89 222H91V223H89ZM94 223H96V224H94ZM86 229L88 230V232L85 231ZM250 230H251V228H250ZM198 231H199V229H198ZM252 231H253V228H252ZM252 231H250V234L252 233ZM190 234L188 235V239H189ZM201 236H202V234H201ZM203 237H205V236H203ZM191 239H192V244L190 243V245H191V249L192 250L191 249L190 250H191V255H193V256H196V250L199 251L200 248H204L205 249V247L209 248L211 246L210 242L211 243H214V245H216V243L212 239H208V240L203 239V240H201V237L199 239L197 237L196 238H191ZM142 240L144 242V239H142ZM146 241L147 240H145L144 243H146ZM88 242H87V245H88ZM144 243L140 242L141 245L145 246ZM121 245L122 244L115 245V243H113V245L111 247L114 248V252L116 253V251H115L116 248L115 247H117V246H120L121 247ZM193 245H195L194 246L195 248H193ZM249 246H250V244H249ZM185 247L186 246L184 245V250H185ZM1 249H2V247L0 248V250ZM118 249L119 248H117V251H119ZM151 249L152 248H149V247H147L146 249H143V248L141 249V251L143 250V252H144V254L146 256L145 258H143V261L145 259H148L147 264H149V263L158 264V263L154 262V260H152V255L150 256L151 257L150 259L147 258L149 252L152 251ZM220 249H222V248H220ZM243 249L244 250H242V252H240V254L243 253L244 251H246L245 248H243ZM184 250L181 253V255L179 256V258H178V261H179L180 264H183L184 261L189 262V260H192V258L190 257V255H189V259H186V258L181 259V257H183V255H184ZM123 251L125 253L128 252V250L126 251V249H124V245H123ZM141 251H139V252H141ZM125 253H121V255L124 254L125 256H128ZM207 254H208V252H207ZM99 255H103L104 259L107 260V263L104 262V264H109V263L110 264H116V261L115 260H120L117 257L114 259L112 257V256H114V254L112 256H109L108 253H103V252H101V250H99ZM124 255H122V256H124ZM1 257H2V254L0 253V258ZM121 259H122V257H121ZM240 259L241 258H238V263L237 264H240ZM51 264H58V261L57 260L55 262L52 261ZM68 264H100V263H98V262L96 263L94 261L91 262L90 260H87L86 261L83 258V256H81V257H79V259L75 260L74 262L68 263Z\"/></svg>",
	"mask_w": 264,
	"mask_h": 264
},
{
	"label": "built area",
	"instance_id": "2783aa9c",
	"mask_svg": "<svg viewBox=\"0 0 264 264\" xmlns=\"http://www.w3.org/2000/svg\"><path fill=\"white\" fill-rule=\"evenodd\" d=\"M63 224H61L58 228H57V231L54 232V231H51L49 230L48 233H47V240L49 243H58L60 244L61 242V239L64 237L65 238V235L63 233ZM70 229V227H69ZM66 239V238H65Z\"/></svg>",
	"mask_w": 264,
	"mask_h": 264
}]
</instances>
